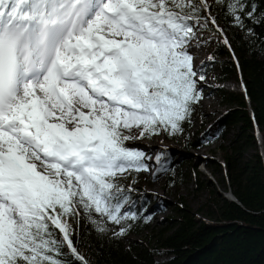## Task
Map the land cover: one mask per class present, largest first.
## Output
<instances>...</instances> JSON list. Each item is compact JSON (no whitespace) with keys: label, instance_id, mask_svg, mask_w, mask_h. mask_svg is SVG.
Segmentation results:
<instances>
[{"label":"snow or ice","instance_id":"snow-or-ice-1","mask_svg":"<svg viewBox=\"0 0 264 264\" xmlns=\"http://www.w3.org/2000/svg\"><path fill=\"white\" fill-rule=\"evenodd\" d=\"M213 4L264 25L251 0H0V264H90L70 221L136 219L118 178L152 157L126 142L191 123L192 42L231 50Z\"/></svg>","mask_w":264,"mask_h":264},{"label":"trees","instance_id":"trees-1","mask_svg":"<svg viewBox=\"0 0 264 264\" xmlns=\"http://www.w3.org/2000/svg\"><path fill=\"white\" fill-rule=\"evenodd\" d=\"M251 3L257 8L258 16L264 13V0H251ZM211 12L218 25L227 30L239 65L231 60L228 46L222 43L217 47L212 58L219 62L223 74L221 83L237 78L243 83L246 94L244 97L217 90L223 104L232 108L224 124L239 131L237 146L226 154L222 164L215 166L217 171L224 173L223 184L228 186L224 194L232 195L237 203L226 200L207 180L211 206L207 213L197 214L206 221L179 209L176 220L159 234V246L154 251L125 247L112 232L99 233L89 218L80 215L70 221L75 229L74 245L90 264H157L156 259L162 252L172 257L167 264H264V160L256 154L250 161H243L246 150L257 151L255 125L262 136L264 133V25L246 19L245 23L252 29L249 33L246 28H233L236 24L225 9L213 4ZM231 27L236 30L232 31ZM189 147L198 148L196 144ZM193 170L198 174L197 166ZM203 189L204 186L197 192ZM120 195L125 197L123 193ZM128 225L133 234L144 235L149 231L140 222ZM134 225L136 229H132Z\"/></svg>","mask_w":264,"mask_h":264},{"label":"rangeland","instance_id":"rangeland-1","mask_svg":"<svg viewBox=\"0 0 264 264\" xmlns=\"http://www.w3.org/2000/svg\"><path fill=\"white\" fill-rule=\"evenodd\" d=\"M211 1L209 0L210 3ZM237 27V25L233 26V28ZM219 28L223 30V37L228 39L227 30L221 26ZM233 28L232 31L236 30ZM192 43L194 66L198 71L205 73V79L199 82L203 99L199 104L194 105L195 111L191 116V123L184 125L182 134L170 135L162 131L151 139L145 137L138 139L137 143L131 140L126 142L128 146L143 151L146 157L150 156L152 159L145 161L149 171H130L118 178L123 189L122 193L127 197L121 212L122 214L130 212L136 216V219L123 220L119 225L107 221L105 226L112 233L119 232L122 226L127 229L126 235L114 236L125 247L140 250L148 248L154 251L159 246V234L165 232L170 222L176 220V212L179 209L195 215L201 221H206L202 215L197 214L200 211L203 214L207 213L211 206L210 190H206L207 180L213 183L226 200L229 201L231 198L230 194H224L228 191V186L223 184L224 173L217 171L215 165L222 164L226 154L231 153L232 148L237 146L239 130L224 124V118L232 108L223 104L217 90L223 89L228 93L246 97L245 89L243 83L234 77L227 83H221L223 74L219 70V62L212 58L214 50L223 43L219 33L213 36L201 31L199 42L194 40ZM196 46L200 47L198 53L194 50ZM230 53L231 60L237 66L235 55V59L233 58L234 52L230 50ZM247 105L252 113L249 100ZM133 131L136 130L133 129ZM254 134L257 151L246 150L243 153L244 162L250 161L256 154L264 160V133L262 136L255 125ZM154 140L160 141V146H153ZM192 144H196L198 148L193 150L189 147ZM157 157H160L159 162ZM196 166L198 174H195L193 170ZM203 186L202 192H197V190L201 191ZM147 192L153 196L148 195ZM81 216L89 218L87 213H82ZM94 218L105 220L96 214ZM129 222H140L142 226L149 229L148 233L133 234L134 231L128 227ZM135 226L132 229H136ZM170 260L172 257L162 252L156 259V263L167 264Z\"/></svg>","mask_w":264,"mask_h":264},{"label":"bare ground","instance_id":"bare-ground-1","mask_svg":"<svg viewBox=\"0 0 264 264\" xmlns=\"http://www.w3.org/2000/svg\"><path fill=\"white\" fill-rule=\"evenodd\" d=\"M194 50L198 53L199 50H200V47H199V46H196V47L194 48ZM131 141H135V142L137 143L138 139L131 140ZM152 145H153V146H160V141H158V140H154L153 143H152ZM157 171H158V173H161L160 170H157ZM147 194L150 195V196H151V195L153 196V194H150L149 192H147ZM230 199H231V198H230Z\"/></svg>","mask_w":264,"mask_h":264},{"label":"water","instance_id":"water-1","mask_svg":"<svg viewBox=\"0 0 264 264\" xmlns=\"http://www.w3.org/2000/svg\"><path fill=\"white\" fill-rule=\"evenodd\" d=\"M230 202L237 203L234 197L231 195V199H229Z\"/></svg>","mask_w":264,"mask_h":264}]
</instances>
